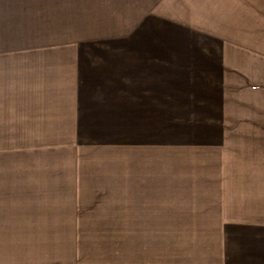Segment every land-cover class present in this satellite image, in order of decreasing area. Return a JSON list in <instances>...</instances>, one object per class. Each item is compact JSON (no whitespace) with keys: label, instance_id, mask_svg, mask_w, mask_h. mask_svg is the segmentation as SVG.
Returning a JSON list of instances; mask_svg holds the SVG:
<instances>
[{"label":"crops","instance_id":"1","mask_svg":"<svg viewBox=\"0 0 264 264\" xmlns=\"http://www.w3.org/2000/svg\"><path fill=\"white\" fill-rule=\"evenodd\" d=\"M186 2L0 0V264H264V62Z\"/></svg>","mask_w":264,"mask_h":264},{"label":"rangeland","instance_id":"2","mask_svg":"<svg viewBox=\"0 0 264 264\" xmlns=\"http://www.w3.org/2000/svg\"><path fill=\"white\" fill-rule=\"evenodd\" d=\"M190 4L187 0L185 5L176 6L178 15L190 22L194 30H187L182 38L172 36L164 38H151L152 43L167 44H201L212 46L214 44L239 45L248 51L249 59L253 57L259 62H264V0H195ZM174 7V6H173ZM171 32H173L171 30ZM233 59L237 55L232 54ZM258 62V63H259ZM263 67L264 73V65ZM250 73L255 75L254 82L246 90L245 97H253V105L248 107L242 115L230 117L232 124H263L264 123V74ZM250 82V80H249ZM259 98V100H257ZM256 100V101H255ZM254 102L256 104L254 105ZM255 106V108H254ZM228 124V123H226Z\"/></svg>","mask_w":264,"mask_h":264}]
</instances>
